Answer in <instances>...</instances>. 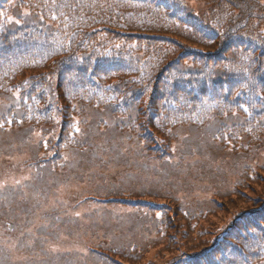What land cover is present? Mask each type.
I'll list each match as a JSON object with an SVG mask.
<instances>
[{
  "label": "trees",
  "instance_id": "16d2710c",
  "mask_svg": "<svg viewBox=\"0 0 264 264\" xmlns=\"http://www.w3.org/2000/svg\"><path fill=\"white\" fill-rule=\"evenodd\" d=\"M30 146L37 179L0 194L15 263L160 245L180 247L162 264H264V182L241 197L264 177V0H0V157ZM7 221L2 261L20 251Z\"/></svg>",
  "mask_w": 264,
  "mask_h": 264
},
{
  "label": "rangeland",
  "instance_id": "374dc122",
  "mask_svg": "<svg viewBox=\"0 0 264 264\" xmlns=\"http://www.w3.org/2000/svg\"><path fill=\"white\" fill-rule=\"evenodd\" d=\"M21 162H22V160H20L19 163H16V168L21 165L20 164ZM5 163L6 164H0V165H2L3 167H9L10 168V165H11L10 161L5 160ZM263 182H264V177L261 179V181L259 180L258 183H253V184L247 185L248 183L246 182L245 186L247 185L248 189H247V191L242 189V192H244V193L241 195V197L247 198V197H253L255 195L256 196H262L263 193L260 191L261 190L260 186L263 185ZM75 191H78V189L77 188H73V189L71 188V190L68 193L70 195L72 192H75ZM65 193H66L65 191L61 192V194L63 196H64ZM232 202H234V203L236 202V197L234 195H232V194L229 195V199H224V200L221 201V203H220L221 207H218V209L215 210L214 214L211 215V217H209V224L211 223L213 226H211L209 224H207L205 226L208 231H212L213 228L215 226H217V224H220L222 221H225L224 218L222 219V213H221L222 211L221 210L225 208L228 211H231L230 206H228V205H233ZM238 204L241 205V202H239ZM168 205L171 206L172 204L168 203ZM174 206H175V209H176V205L175 204H174ZM176 213L177 212L175 211V213L170 214L171 220H174V215ZM169 233L172 234L173 231H169ZM210 234H212V233H210ZM209 237H211V235ZM61 238H66L67 239L68 237H65V236L61 235ZM76 244H79V242H76ZM179 248L180 247H178L176 249H173L171 251L170 248L168 249V247L155 245V246L151 247L150 249L144 250L145 252L143 253L142 257L140 259H138L136 264H145V262L147 260L146 257H152L153 258V262H151V264H162V262H164L162 260L164 258H166V256L169 257L172 254V252H178L177 249H179Z\"/></svg>",
  "mask_w": 264,
  "mask_h": 264
},
{
  "label": "snow or ice",
  "instance_id": "6c2138e0",
  "mask_svg": "<svg viewBox=\"0 0 264 264\" xmlns=\"http://www.w3.org/2000/svg\"><path fill=\"white\" fill-rule=\"evenodd\" d=\"M237 95H239V93H237ZM242 107H243V106H242ZM245 111H247V108H245ZM9 122H10V121H9ZM79 130H80L79 128H76V129H75V131H77V132H79ZM45 146H46V144H45ZM77 215H79V213H77Z\"/></svg>",
  "mask_w": 264,
  "mask_h": 264
}]
</instances>
